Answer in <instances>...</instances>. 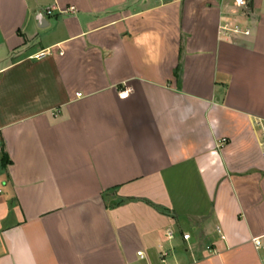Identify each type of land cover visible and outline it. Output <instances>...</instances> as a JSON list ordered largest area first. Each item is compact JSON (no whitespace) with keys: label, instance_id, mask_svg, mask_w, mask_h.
Here are the masks:
<instances>
[{"label":"crops","instance_id":"crops-1","mask_svg":"<svg viewBox=\"0 0 264 264\" xmlns=\"http://www.w3.org/2000/svg\"><path fill=\"white\" fill-rule=\"evenodd\" d=\"M0 128V264H264V0H0Z\"/></svg>","mask_w":264,"mask_h":264},{"label":"built area","instance_id":"built-area-1","mask_svg":"<svg viewBox=\"0 0 264 264\" xmlns=\"http://www.w3.org/2000/svg\"><path fill=\"white\" fill-rule=\"evenodd\" d=\"M235 5L238 8L246 9L248 7V5H249V0H235ZM75 11H76L75 8L72 7V8H69L68 10H66V11H62V13L75 12ZM52 12H53V8H47L43 12L39 13L38 16L44 17L45 15H51ZM222 31L223 32H230V31H232V32H234L236 34H244V35H249L250 34V31L249 30H241L240 26H238V25L234 28V30H231L230 28H228V27L225 26V27L222 28ZM60 53H62V52H60ZM50 54H52V51H50V50L43 51L42 53H40L39 55H37L36 58H41V57H43L45 55H50ZM129 92L130 91L127 90V89L124 90V91H122V93L120 94L121 99L128 98L129 97V94H130ZM1 141H2V131H1V128H0V143H1ZM168 236L170 238H173L175 236V232L172 231V230H170L169 233H168ZM190 237L191 236L189 234H183V239L186 240V241L189 240ZM254 243H255V245L257 247L260 246V241L258 239H254ZM138 255L141 258H144V255H143L142 252H139Z\"/></svg>","mask_w":264,"mask_h":264},{"label":"water","instance_id":"water-1","mask_svg":"<svg viewBox=\"0 0 264 264\" xmlns=\"http://www.w3.org/2000/svg\"><path fill=\"white\" fill-rule=\"evenodd\" d=\"M37 20L40 22V27H45L47 26V22L45 21L44 17L38 16Z\"/></svg>","mask_w":264,"mask_h":264},{"label":"trees","instance_id":"trees-1","mask_svg":"<svg viewBox=\"0 0 264 264\" xmlns=\"http://www.w3.org/2000/svg\"><path fill=\"white\" fill-rule=\"evenodd\" d=\"M3 162H4L5 166L8 164L7 157H6V155L4 153H3Z\"/></svg>","mask_w":264,"mask_h":264}]
</instances>
